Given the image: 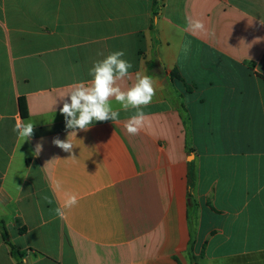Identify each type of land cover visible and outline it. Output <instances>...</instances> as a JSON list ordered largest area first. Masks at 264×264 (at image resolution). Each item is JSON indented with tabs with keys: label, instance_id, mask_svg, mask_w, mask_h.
<instances>
[{
	"label": "crops",
	"instance_id": "0c3cea01",
	"mask_svg": "<svg viewBox=\"0 0 264 264\" xmlns=\"http://www.w3.org/2000/svg\"><path fill=\"white\" fill-rule=\"evenodd\" d=\"M260 21L264 0H0V264H264ZM117 50L157 81L140 133L112 100L118 123L56 147L60 95Z\"/></svg>",
	"mask_w": 264,
	"mask_h": 264
},
{
	"label": "clouds",
	"instance_id": "9594fccd",
	"mask_svg": "<svg viewBox=\"0 0 264 264\" xmlns=\"http://www.w3.org/2000/svg\"><path fill=\"white\" fill-rule=\"evenodd\" d=\"M186 23V30L193 34L205 30L204 22L200 18L187 17ZM261 23L264 24V22ZM98 55H103V53H98ZM125 55L123 50H117L109 53L102 60L95 61L89 69L90 80L73 83L66 92L60 95L59 98L62 100L65 97L70 98V102L64 100L60 113L65 118L66 128L73 131L69 133L67 140L54 138L52 143L56 147L72 153L75 146L69 137H76L75 130L88 131L95 122L110 120L118 123L120 113L119 110L113 109L112 100H115L124 111H134V114L124 124L128 135L136 136L140 133L145 119L143 109L153 102L156 96L157 81L143 71L133 74L130 71L133 65L124 58ZM34 128L35 123L30 120L25 121L17 115L13 132L17 133L24 142L31 139ZM42 150V141L37 142L32 154L38 157ZM70 159H75V156ZM58 191H61L60 182L53 185V193ZM64 197L59 206L50 210L61 219L65 217L67 209H71L78 203L75 194L65 192ZM42 199L48 204L52 203L47 195Z\"/></svg>",
	"mask_w": 264,
	"mask_h": 264
},
{
	"label": "trees",
	"instance_id": "16d2710c",
	"mask_svg": "<svg viewBox=\"0 0 264 264\" xmlns=\"http://www.w3.org/2000/svg\"><path fill=\"white\" fill-rule=\"evenodd\" d=\"M19 109H20L22 118H27L28 108H27L26 100L24 98L19 99ZM1 227H3V223H1Z\"/></svg>",
	"mask_w": 264,
	"mask_h": 264
}]
</instances>
